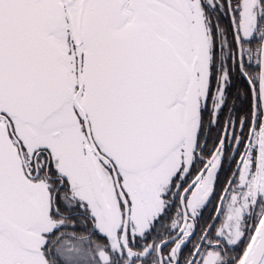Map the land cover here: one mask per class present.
<instances>
[{
  "label": "snow or ice",
  "instance_id": "6c2138e0",
  "mask_svg": "<svg viewBox=\"0 0 264 264\" xmlns=\"http://www.w3.org/2000/svg\"><path fill=\"white\" fill-rule=\"evenodd\" d=\"M0 264H264V0H0Z\"/></svg>",
  "mask_w": 264,
  "mask_h": 264
}]
</instances>
